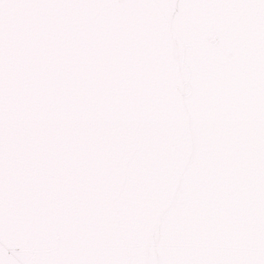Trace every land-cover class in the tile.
I'll list each match as a JSON object with an SVG mask.
<instances>
[{"label":"snow or ice","instance_id":"obj_1","mask_svg":"<svg viewBox=\"0 0 264 264\" xmlns=\"http://www.w3.org/2000/svg\"><path fill=\"white\" fill-rule=\"evenodd\" d=\"M0 264H264V0H0Z\"/></svg>","mask_w":264,"mask_h":264}]
</instances>
